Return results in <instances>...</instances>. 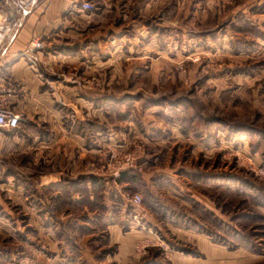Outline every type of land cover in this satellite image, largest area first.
<instances>
[{
    "label": "rangeland",
    "instance_id": "374dc122",
    "mask_svg": "<svg viewBox=\"0 0 264 264\" xmlns=\"http://www.w3.org/2000/svg\"><path fill=\"white\" fill-rule=\"evenodd\" d=\"M87 2L96 33L123 26L124 56L108 72H57L35 38L45 49L34 68L57 116L23 117L16 130L57 132L63 151L46 170L61 164L65 177L34 183L30 156L11 157L0 132V264H264V0ZM35 39L19 54L30 65ZM14 41L0 55V105L10 110L26 93L5 72ZM50 75L94 97L93 121L81 126ZM87 128L84 147L97 152L73 177L72 135Z\"/></svg>",
    "mask_w": 264,
    "mask_h": 264
},
{
    "label": "crops",
    "instance_id": "0c3cea01",
    "mask_svg": "<svg viewBox=\"0 0 264 264\" xmlns=\"http://www.w3.org/2000/svg\"><path fill=\"white\" fill-rule=\"evenodd\" d=\"M87 2V0H50L43 2L24 22L21 31L17 35L13 45L8 51V68L6 69L7 76L9 79L14 80L20 86L25 89L24 99L18 96H13V111L23 117H27L28 120L34 121L36 118L38 121H47L46 115L55 117L56 113H52L51 108L55 103L54 97L45 90L47 87V80H40L34 66H31L24 58L20 59L19 54L22 53L26 46L32 39L41 38L45 41L47 51L42 55L49 64L55 69L54 71L61 72H78L85 75L94 74L96 71L103 73L111 69L110 62L114 58L124 56L121 49L125 44L124 36L120 38L121 29L123 26L119 25L118 29L110 28L113 24H110L109 30L103 33H96L95 25L97 22L93 17L90 18L87 11H83L80 7L81 4L77 3ZM77 4V5H76ZM76 5V6H75ZM115 7V6H114ZM106 9L105 13H112L113 8ZM111 10V11H110ZM89 19L87 23H84L83 18L85 15ZM90 20L92 22H90ZM90 24V25H89ZM92 26V27H90ZM114 29V30H113ZM113 33L109 36L108 33ZM135 40V39H134ZM118 44V45H117ZM116 45L118 48H116ZM104 46V47H103ZM119 46H121L119 48ZM106 58V59H104ZM104 59L105 61H101ZM119 65V61L117 63ZM108 67V69H106ZM113 72L118 71L117 66H113ZM3 76L0 77V82ZM66 82L56 75L49 76V82L59 89L60 97L64 103H67L71 114L81 124L86 126L90 121L94 120L96 115L94 108V97L90 94L85 96V90L82 85L74 84L68 77ZM72 83H69L68 81ZM108 83V82H104ZM110 85V82L107 84ZM83 93V96L80 93ZM58 102V101H57ZM60 116V114H58ZM51 117V118H52ZM34 128L33 126L25 127L24 129L8 130L1 129L5 137V144L7 146L8 153H11V157L18 156L19 154H27L30 156V167H32L33 173L38 171V176L35 178L31 176L34 183L40 186H46L49 183L61 182L64 179V173H61L62 165L59 164L57 167L54 165L55 173H47V166H52V160L49 156L57 149L59 152L62 150V145L57 139L58 133L53 132V137L48 140V131ZM91 132L84 129V135L77 134L73 142L77 143V153L79 154L77 161H74L76 170L81 167L84 168V162L89 163V158H93L94 151L84 147L87 143L89 144V134ZM94 134L93 132L91 133ZM101 134V133H97ZM79 135V137L77 136ZM98 135V136H99ZM62 136H67L63 133ZM61 136V137H62ZM68 137V136H67ZM54 138V139H52ZM71 140V141H72ZM61 145V146H60ZM93 145V144H92ZM10 157V156H9ZM62 158L61 161L62 162ZM58 161H55L56 163ZM52 168V167H51ZM81 169L78 170L76 177L79 174H83ZM30 174V173H29ZM116 233V228H111ZM111 233L113 232L110 230ZM113 234V233H112ZM116 235V234H115ZM117 236V235H116ZM120 237V236H117ZM125 239V238H123ZM131 243V240L128 241ZM126 243V245L128 244ZM125 245V246H126ZM127 248V246H126Z\"/></svg>",
    "mask_w": 264,
    "mask_h": 264
},
{
    "label": "built area",
    "instance_id": "2783aa9c",
    "mask_svg": "<svg viewBox=\"0 0 264 264\" xmlns=\"http://www.w3.org/2000/svg\"><path fill=\"white\" fill-rule=\"evenodd\" d=\"M46 0H0V55L3 54L9 44L15 40L25 20L30 14L35 11L40 4ZM83 11H92L93 6L89 2H84L81 7ZM44 43L40 39L33 40L25 52V56L31 62V65L36 66L38 61V51L44 50ZM1 61V56H0ZM22 116L16 114L0 105V130H16L22 123ZM138 157L133 154L123 156L125 168L134 167ZM124 167V166H123ZM122 168V169H125ZM122 169L117 170L115 177L121 176ZM143 202L141 195L136 194L132 197V203L136 206Z\"/></svg>",
    "mask_w": 264,
    "mask_h": 264
},
{
    "label": "trees",
    "instance_id": "16d2710c",
    "mask_svg": "<svg viewBox=\"0 0 264 264\" xmlns=\"http://www.w3.org/2000/svg\"><path fill=\"white\" fill-rule=\"evenodd\" d=\"M122 181H126V182L130 183L131 180H130V177L124 173L122 175V178L120 179V182H122Z\"/></svg>",
    "mask_w": 264,
    "mask_h": 264
}]
</instances>
